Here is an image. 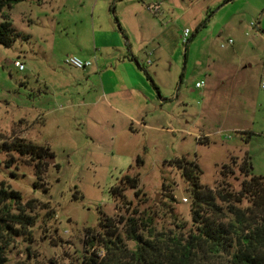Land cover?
I'll return each instance as SVG.
<instances>
[{"label":"rangeland","instance_id":"1","mask_svg":"<svg viewBox=\"0 0 264 264\" xmlns=\"http://www.w3.org/2000/svg\"><path fill=\"white\" fill-rule=\"evenodd\" d=\"M263 11L264 0H22L6 10L21 35L0 44V144L23 137L49 148L54 161L38 179L29 156L0 152V182L49 205L38 208L33 242L18 237L9 247L8 264H80L86 239L106 218L137 215L165 234L194 229L190 184L167 161H196L201 184L214 189L242 190L247 177L238 168L221 175L233 156L240 162L249 154L253 174L264 175ZM93 14L98 28L100 20L124 26L125 44L159 89L150 80L148 127L135 122L133 134L114 113L80 105L83 87L71 86L72 70L59 67L70 68L66 51L87 35ZM237 128L254 133L244 141ZM126 174H139L140 193L113 197Z\"/></svg>","mask_w":264,"mask_h":264},{"label":"trees","instance_id":"2","mask_svg":"<svg viewBox=\"0 0 264 264\" xmlns=\"http://www.w3.org/2000/svg\"><path fill=\"white\" fill-rule=\"evenodd\" d=\"M21 1L0 0V44L4 46H11L21 35L5 12ZM148 76L158 89L152 76L149 73ZM240 132L247 135L246 141L254 133ZM0 152L29 156L36 161L38 179H42L50 163L48 159L53 156L49 148L27 142L23 137L4 141ZM14 163L12 157L6 166ZM165 163L180 169L190 184L194 229L165 234L158 233L150 222L137 215L121 216L117 222L112 218L101 219L103 230L86 239L89 249L85 250L80 264H264V175L253 174L249 154L240 162L233 156L221 169V175L225 176L236 167L247 177L240 192L202 185L203 171L196 161L183 157ZM143 164L139 156L137 165ZM139 185V174H126L120 184L111 188V195L123 197L129 188L137 189L139 194ZM246 199L248 203L243 205ZM38 208L49 209V205L35 199L25 201L19 190L0 182V264L9 263L7 251L18 237L33 242L31 229L38 220ZM128 241L133 242L132 247Z\"/></svg>","mask_w":264,"mask_h":264},{"label":"crops","instance_id":"3","mask_svg":"<svg viewBox=\"0 0 264 264\" xmlns=\"http://www.w3.org/2000/svg\"><path fill=\"white\" fill-rule=\"evenodd\" d=\"M96 22V16L93 14L92 24L89 23L85 28L87 35L85 34L83 38L78 37L74 49L66 51V56L75 54L83 59H95L96 64L85 69L59 67L62 70H72L70 71L71 86L78 90L79 87H83L78 91L79 95L83 96L80 105L91 107L89 113H98L100 116L105 115L106 111L114 113L113 119L119 118L126 124L125 130L128 129L126 132L133 134L135 132L132 127L135 122L148 127L147 114L151 103L155 101L149 72L143 70L138 57L131 52V49L129 50L130 44H125L127 35L123 25L100 20L98 28ZM90 30L92 36L89 34ZM151 83L156 89L152 80ZM92 93L94 95L89 99ZM158 98L161 99L158 103L163 107L166 99L161 94ZM155 109L158 111L157 104ZM162 129L166 128L162 127ZM235 130L253 131L238 128Z\"/></svg>","mask_w":264,"mask_h":264},{"label":"built area","instance_id":"4","mask_svg":"<svg viewBox=\"0 0 264 264\" xmlns=\"http://www.w3.org/2000/svg\"><path fill=\"white\" fill-rule=\"evenodd\" d=\"M149 9L153 12H157L160 9V5H150L148 6ZM190 33L191 30L189 28H186L185 32H184V41L187 43L189 41V37H190ZM233 40L230 39L228 44H232ZM226 45L223 44V47H225ZM66 63L76 69H85L88 67H91L93 65V60L91 59H83L82 57L75 55V54H71L68 55L66 57ZM148 64H152V60L149 59L148 60ZM15 65L20 69V70H24L25 69V64L21 61V60H16L15 61ZM204 86V82H197V87L198 88H202ZM261 87L264 89V73L262 75L261 78ZM201 138V137H200Z\"/></svg>","mask_w":264,"mask_h":264},{"label":"water","instance_id":"5","mask_svg":"<svg viewBox=\"0 0 264 264\" xmlns=\"http://www.w3.org/2000/svg\"><path fill=\"white\" fill-rule=\"evenodd\" d=\"M52 162H54L53 159H52Z\"/></svg>","mask_w":264,"mask_h":264}]
</instances>
